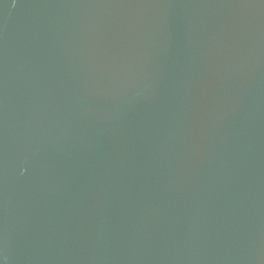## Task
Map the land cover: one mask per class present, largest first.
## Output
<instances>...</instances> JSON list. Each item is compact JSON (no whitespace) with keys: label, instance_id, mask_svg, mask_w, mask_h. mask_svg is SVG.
<instances>
[{"label":"water","instance_id":"water-1","mask_svg":"<svg viewBox=\"0 0 264 264\" xmlns=\"http://www.w3.org/2000/svg\"><path fill=\"white\" fill-rule=\"evenodd\" d=\"M0 264H264V0H0Z\"/></svg>","mask_w":264,"mask_h":264}]
</instances>
